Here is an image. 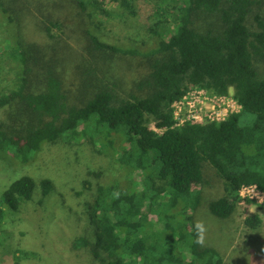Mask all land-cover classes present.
Masks as SVG:
<instances>
[{
  "label": "trees",
  "instance_id": "1",
  "mask_svg": "<svg viewBox=\"0 0 264 264\" xmlns=\"http://www.w3.org/2000/svg\"><path fill=\"white\" fill-rule=\"evenodd\" d=\"M140 1L0 0V162L18 165L0 193V245L9 223L21 234L6 264H54L57 216L71 229L88 219L65 241L72 264H235L197 242V225L230 219L243 185L264 190V0H158L153 42L104 39V22L138 16ZM195 88L232 90L241 109L175 126L174 102ZM83 142L120 176L96 183L102 170H89L78 189L33 168Z\"/></svg>",
  "mask_w": 264,
  "mask_h": 264
},
{
  "label": "rangeland",
  "instance_id": "2",
  "mask_svg": "<svg viewBox=\"0 0 264 264\" xmlns=\"http://www.w3.org/2000/svg\"><path fill=\"white\" fill-rule=\"evenodd\" d=\"M158 0H141L139 14L132 18H117L110 22H104V28L101 35L104 39L128 45L129 47H143L154 41L153 31L150 26L158 20L154 16V8ZM0 20L5 18L0 14ZM0 33H3L0 31ZM3 49V47H1ZM1 51V49H0ZM5 68L11 66L15 70L18 68V63L9 58H5L2 62ZM15 66V67H13ZM4 68V69H5ZM2 73V74H1ZM14 77V72L11 74ZM67 79V86L70 88L71 78L67 72L64 73ZM6 77L3 70H0V86L6 83ZM230 98V96L228 95ZM231 110V109H230ZM18 165L13 164L10 167L8 163L0 162V193L13 180L16 179L17 173L15 170ZM39 175L50 176L53 180L68 182L70 181L76 188H80L82 181L87 177L89 170H102L100 178L94 179L97 183L107 180H113L120 176L117 165L114 164L113 156L107 151H97L88 142L76 143L70 148L63 150L57 146L47 148L43 156L33 165ZM40 179V178H38ZM66 188L62 185L58 187V193L64 192ZM58 204V201L56 205ZM258 214L262 218V224L256 229H249L244 224V219L248 215ZM205 214L200 216L199 220L204 230L203 245H215L224 253L228 261H233L235 264H262L264 262V204L254 201L240 202L236 213L227 220H218L211 215ZM157 219L156 216H152ZM61 230L53 234L58 256L54 264H72L75 260L73 255L67 248L65 241L71 237L77 229H83V225L87 222V217L84 216L81 226L70 228L63 223L62 218L57 216ZM9 223L8 227L10 236L6 243L0 245V264H6L8 259L6 256L11 255L15 247L19 246L21 234L19 223Z\"/></svg>",
  "mask_w": 264,
  "mask_h": 264
},
{
  "label": "built area",
  "instance_id": "3",
  "mask_svg": "<svg viewBox=\"0 0 264 264\" xmlns=\"http://www.w3.org/2000/svg\"><path fill=\"white\" fill-rule=\"evenodd\" d=\"M228 95H219L204 88H195L189 91L173 104L175 126H182L188 122L199 123L205 120L221 121L226 119L231 113L241 109L232 90ZM152 128L162 131L154 124H152ZM239 197L242 203L254 201L264 204V190L257 184L243 185L239 190Z\"/></svg>",
  "mask_w": 264,
  "mask_h": 264
},
{
  "label": "clouds",
  "instance_id": "4",
  "mask_svg": "<svg viewBox=\"0 0 264 264\" xmlns=\"http://www.w3.org/2000/svg\"><path fill=\"white\" fill-rule=\"evenodd\" d=\"M197 227H198V229H200L202 226L200 224H198ZM197 242L198 243H203V237L201 235H199V232H198Z\"/></svg>",
  "mask_w": 264,
  "mask_h": 264
}]
</instances>
